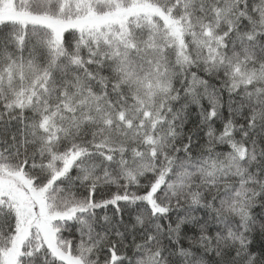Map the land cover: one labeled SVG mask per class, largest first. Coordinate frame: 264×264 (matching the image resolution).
Returning a JSON list of instances; mask_svg holds the SVG:
<instances>
[{"label": "snow or ice", "instance_id": "snow-or-ice-1", "mask_svg": "<svg viewBox=\"0 0 264 264\" xmlns=\"http://www.w3.org/2000/svg\"><path fill=\"white\" fill-rule=\"evenodd\" d=\"M0 264H264V0H0Z\"/></svg>", "mask_w": 264, "mask_h": 264}, {"label": "trees", "instance_id": "trees-1", "mask_svg": "<svg viewBox=\"0 0 264 264\" xmlns=\"http://www.w3.org/2000/svg\"><path fill=\"white\" fill-rule=\"evenodd\" d=\"M225 100H227V95H225ZM225 111H226V109H225ZM189 127L191 128L192 125H189ZM13 130H14V128H13ZM104 191L105 190H102L101 192H98L96 194V199L97 200L101 199L102 196H103V198H107L106 195H103ZM121 206L124 207L123 204ZM114 212H115V208L113 206H109L107 209L98 210V216L103 217V216L107 215L108 217L112 218L113 215H114ZM128 218H129L128 211L125 210V212H124V220H125V222L128 221ZM119 219H120V216L116 215L115 216V220H113V224L116 222V220H119ZM130 239H131V237H129V240ZM125 243H128V241H125Z\"/></svg>", "mask_w": 264, "mask_h": 264}]
</instances>
